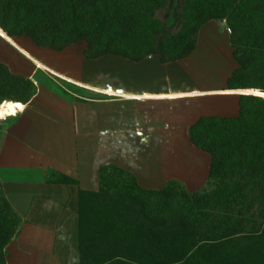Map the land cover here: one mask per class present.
Listing matches in <instances>:
<instances>
[{
    "label": "trees",
    "instance_id": "16d2710c",
    "mask_svg": "<svg viewBox=\"0 0 264 264\" xmlns=\"http://www.w3.org/2000/svg\"><path fill=\"white\" fill-rule=\"evenodd\" d=\"M211 20L229 26L238 68L226 90L242 93L237 115L202 116L187 129L215 187L144 189L129 171L100 166L98 190L78 191V264H264V0H0L6 38L54 52L84 41L86 60H183ZM35 93L0 63V124L14 118L7 104L17 113ZM47 183L77 184L55 171ZM20 223L0 183V264Z\"/></svg>",
    "mask_w": 264,
    "mask_h": 264
},
{
    "label": "crops",
    "instance_id": "0c3cea01",
    "mask_svg": "<svg viewBox=\"0 0 264 264\" xmlns=\"http://www.w3.org/2000/svg\"><path fill=\"white\" fill-rule=\"evenodd\" d=\"M154 58L159 62L157 56H150L135 63ZM27 60L32 63L34 73L47 70L55 77H64L45 64ZM70 81L74 85H70L72 90L66 95L38 88L22 109L9 115L14 118L0 131L2 193L21 218L16 236L4 249L5 264H78V191L98 190V169L105 164L100 163L99 153L107 148L111 136L114 135L115 147L136 144L137 147L147 149L150 145L152 148L156 143L154 135L167 134L171 135V144H177L180 139L177 135H181V141L187 144L190 143L187 129L200 117L222 116L218 115L219 106L207 100L242 94L225 88L221 91L223 88L219 87L130 93L81 83L72 78ZM87 92L105 99L92 98ZM107 99L111 103L122 101L133 105L123 118L108 116L106 112L95 117V113L88 110L90 104L105 103ZM180 101L184 102L179 104ZM53 137L55 140L52 141ZM165 137L160 139L159 148L170 149L171 146H166L170 143L166 140L168 137ZM205 162L206 168L205 165L201 168L204 180L209 157ZM51 171L67 176L77 184L47 183ZM141 179L142 182L137 180L138 184L152 190L161 189L166 182L164 179L156 182ZM195 182L183 184L192 191Z\"/></svg>",
    "mask_w": 264,
    "mask_h": 264
},
{
    "label": "rangeland",
    "instance_id": "374dc122",
    "mask_svg": "<svg viewBox=\"0 0 264 264\" xmlns=\"http://www.w3.org/2000/svg\"><path fill=\"white\" fill-rule=\"evenodd\" d=\"M228 29L229 26L225 20L206 22L199 29L193 53L183 60L168 65H161L156 58L143 63L130 62L115 56L86 60L83 57V51L86 49V42L84 41L72 44L61 52H54L47 48L35 46L25 36L10 39L0 33V63L6 66L12 75L29 80L36 91L40 88L57 95H66L72 90L74 84L70 81L71 78L81 83L130 93L188 91L192 89H215V87L223 88L220 89L223 91L227 88L228 80L238 68L230 44L231 32ZM32 57L63 74L64 77L58 75L55 77L47 70H39L34 73L32 63L27 60L29 58L36 62ZM32 73L34 74L32 75ZM66 75L71 78L69 79ZM200 93L210 94L211 92ZM86 94L92 98L105 99V97L97 96L95 93L87 92ZM238 98V96L217 97L207 101H213L219 106L218 115L235 116L238 113ZM181 102L184 101H180L179 104ZM97 103V105L90 104L88 108L95 113V117L106 112L108 116L117 115L119 118H123L128 115L129 109L133 105L122 101L111 103L108 102V99L105 103L101 101ZM124 106L126 109H123ZM6 107L10 115L15 114L13 105L7 104ZM167 118L171 119L170 116ZM10 121L12 120H2L0 128L3 129ZM163 137L170 142L169 145H166L171 146L170 149L159 148L160 139ZM177 137L180 139H177L178 142L174 145L171 144L170 134L154 135L156 143L152 148L149 145V148L146 149L137 147L136 144L131 146L118 144L115 147L114 135H112L107 142V148L101 149L99 153L100 163L115 164L132 173L141 182L142 177L154 182L158 179H164L166 182L175 180L188 193L202 190L210 192L215 187V183L209 182L207 175L204 180L201 172V168L206 164V158L208 159L207 154L195 149L190 143L186 144L185 142L184 144V140L181 141V135H177ZM51 140H55V137ZM208 167L209 164L207 172ZM189 181H196L195 189L192 191L183 184Z\"/></svg>",
    "mask_w": 264,
    "mask_h": 264
},
{
    "label": "snow or ice",
    "instance_id": "6c2138e0",
    "mask_svg": "<svg viewBox=\"0 0 264 264\" xmlns=\"http://www.w3.org/2000/svg\"><path fill=\"white\" fill-rule=\"evenodd\" d=\"M15 107H16V108H20L21 106H20V105H16ZM2 115H3V113L0 112V117H2Z\"/></svg>",
    "mask_w": 264,
    "mask_h": 264
},
{
    "label": "built area",
    "instance_id": "2783aa9c",
    "mask_svg": "<svg viewBox=\"0 0 264 264\" xmlns=\"http://www.w3.org/2000/svg\"><path fill=\"white\" fill-rule=\"evenodd\" d=\"M228 31H230V30L228 29Z\"/></svg>",
    "mask_w": 264,
    "mask_h": 264
}]
</instances>
